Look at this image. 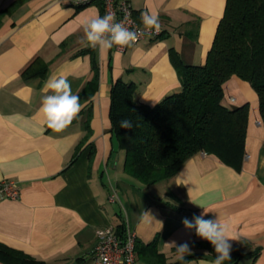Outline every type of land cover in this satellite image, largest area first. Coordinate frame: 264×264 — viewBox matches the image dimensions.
Listing matches in <instances>:
<instances>
[{"label": "crops", "instance_id": "crops-1", "mask_svg": "<svg viewBox=\"0 0 264 264\" xmlns=\"http://www.w3.org/2000/svg\"><path fill=\"white\" fill-rule=\"evenodd\" d=\"M130 2L139 22L143 12L156 14L163 33L114 55V47L101 53L86 44L84 22L105 15L100 1L0 0V181L11 179L19 188L17 199L0 197V242L46 264H96V230L114 225L119 212L144 245L137 264H212L214 247L182 224L204 214L226 224L234 239L223 264L237 251L243 255L236 264H264V128L247 81L231 76L223 84L225 104L250 105L238 169L198 151L172 176L147 185L123 170L124 151L110 131L113 81L136 83L139 101L150 106L179 92L175 59L205 62L226 0ZM34 59L29 72L36 74L23 75ZM92 61L99 82L91 131L74 156L85 135L83 115L59 133L47 129L40 108L51 93L43 88L50 77L64 76L75 94ZM184 242L192 254L180 260L171 244Z\"/></svg>", "mask_w": 264, "mask_h": 264}, {"label": "trees", "instance_id": "trees-1", "mask_svg": "<svg viewBox=\"0 0 264 264\" xmlns=\"http://www.w3.org/2000/svg\"><path fill=\"white\" fill-rule=\"evenodd\" d=\"M36 61L34 59L23 70V75L36 74L29 72ZM175 66L181 90L154 106L139 101V91L133 81L117 78L112 84L108 117L110 131L119 149L124 151L122 168L147 185L172 176L198 151L240 168L250 105L248 102L240 106L225 104L223 84L231 76L250 84L258 97V112L264 128V0H226L205 62L186 64L177 57ZM44 71L45 68L40 72ZM98 82V67L92 61L89 77L75 93L85 104L79 114L83 115L85 135L77 144L74 156L91 131V102ZM124 119L132 122V129L120 128L119 122ZM73 160L74 157L71 162ZM117 217L113 226L116 233L125 238L126 224L119 212ZM143 246L136 237L137 257ZM234 254L236 258L231 264H236V259L243 255L238 251ZM0 262L46 264L1 242Z\"/></svg>", "mask_w": 264, "mask_h": 264}, {"label": "clouds", "instance_id": "clouds-1", "mask_svg": "<svg viewBox=\"0 0 264 264\" xmlns=\"http://www.w3.org/2000/svg\"><path fill=\"white\" fill-rule=\"evenodd\" d=\"M143 31H135L127 28L123 22H117L114 12H108L103 16L97 13L94 17L84 22L83 29L87 46L98 49L101 53H107L114 46L117 51L114 55H120L124 48L131 47L139 38L147 33L152 35L162 31V25L156 14L149 12L141 13ZM43 91L51 93L44 95L40 112L43 114L47 129L59 133L70 126L85 107L81 103L80 96L74 94L71 83L64 76H52L44 84ZM120 128L132 129L130 120L124 119L120 122ZM207 211H205L206 213ZM182 224L186 229H195L196 235L207 240L214 247L216 257L212 264H223L230 259L232 245L228 226L219 219H205L204 214L194 216L192 220L184 218ZM175 247L177 256L183 260L186 255L190 256L191 247L189 243L171 244ZM201 264H206L201 260Z\"/></svg>", "mask_w": 264, "mask_h": 264}, {"label": "built area", "instance_id": "built-area-1", "mask_svg": "<svg viewBox=\"0 0 264 264\" xmlns=\"http://www.w3.org/2000/svg\"><path fill=\"white\" fill-rule=\"evenodd\" d=\"M76 6H82L94 1H100L103 5L104 14L114 12L117 22H123L130 30L140 29L143 31V25L139 22L132 9L130 0H72ZM159 34L153 32L152 35L145 33L139 40L145 37L157 38ZM138 40V41H139ZM115 49H117L114 46ZM127 48V47H126ZM124 48L123 51L126 49ZM114 194L110 198H114ZM0 197L8 199H17L19 197V188L15 181L11 179H2L0 181ZM135 234L127 229L125 238H121L115 231L113 225H105L96 230V242L92 249V258L96 264H137V257L134 248Z\"/></svg>", "mask_w": 264, "mask_h": 264}]
</instances>
